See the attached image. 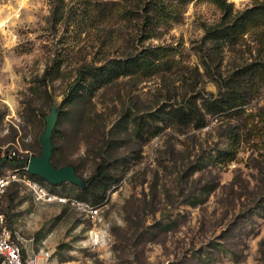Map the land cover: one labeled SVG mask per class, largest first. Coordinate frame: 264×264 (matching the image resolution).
I'll return each instance as SVG.
<instances>
[{
	"label": "rangeland",
	"instance_id": "rangeland-1",
	"mask_svg": "<svg viewBox=\"0 0 264 264\" xmlns=\"http://www.w3.org/2000/svg\"><path fill=\"white\" fill-rule=\"evenodd\" d=\"M228 2L234 12L254 4ZM133 5L0 0V150L38 156L40 135L56 120L52 163L72 167L79 178L58 186L41 181L66 199L60 204H36L12 185L1 209L13 236L45 264H264V207L252 213L264 195V137L257 136L264 126V79L249 81L234 119L202 108L216 94L218 76L235 86L242 68L264 61L261 27L219 51L202 43L204 26L220 17L211 0H192L155 31L141 15L119 14ZM153 46L169 48L173 61L152 75L126 69L128 75L114 80L92 78V92L63 104L85 63L111 67ZM56 65L45 90L38 81ZM183 98L196 101L205 126L159 122ZM233 127L246 135L236 159L224 162L220 153ZM101 163L108 173L91 189L104 194L95 202L81 190ZM8 170L1 166L0 174ZM84 205L98 206V217L89 218Z\"/></svg>",
	"mask_w": 264,
	"mask_h": 264
},
{
	"label": "trees",
	"instance_id": "trees-1",
	"mask_svg": "<svg viewBox=\"0 0 264 264\" xmlns=\"http://www.w3.org/2000/svg\"><path fill=\"white\" fill-rule=\"evenodd\" d=\"M53 1L54 0H50V2ZM191 1L192 0H132L134 4L132 9L119 11V14L122 17H127V15L131 13H134L137 16L141 15L140 17L142 20H144L145 23L148 22L150 28L155 31L160 28L165 21L176 20L177 15L181 12V7L189 4ZM211 1L217 7L220 17L215 23L204 26V34L202 37L203 44L210 42L213 48L222 51L225 46L234 45L250 27H254L255 29L261 27L259 30H261L260 33L263 36L262 44L264 47V0H254L252 7L247 8L242 12H234L233 5L228 2V0ZM118 4V2H112L111 6ZM150 28H148L149 31ZM173 55L174 54L171 50L165 46H153L149 50L137 53L128 59L117 62L114 61L115 65H112L111 67L104 68L101 65L99 66L96 64L95 61L85 63V66H82L77 71L76 77L68 86L63 104H71L72 102L81 99L83 91H85V95L87 92H92L93 89L90 88L91 84L94 82L92 78H95L96 81L114 80L118 76L128 75L129 70L126 69H130L132 74H142L143 72H147L148 75H152L160 66L172 62ZM58 70L59 66L57 65L48 67L42 78L38 81L42 87H45V90L48 88L54 73L58 72ZM141 70H143L142 73L140 72ZM240 73L238 72L237 74L239 79H236L235 77V80H232L235 86L231 85L230 82H226L224 79H220V76H218V79L214 80L217 87L216 94H209V97L203 99L204 102L202 103V108L205 109L207 115H218L222 116V118L234 119L239 112H241L239 110H242V106L246 101L245 97L249 93V89L246 88V85H248L251 80L255 81L256 79H264V61L261 63L248 64L246 67L242 68ZM242 75L243 79L241 78ZM241 82L243 84H241ZM150 117H152V115ZM152 118L153 120L155 118L158 119L159 116L154 115ZM159 119V122L163 121L167 126H189L194 124L195 128L199 129L206 125L204 115L203 113L201 114L200 109L196 105V101L184 98L181 100L180 104L176 103L175 106L166 113L165 117H160ZM257 131L259 132H256L259 141H262L261 139L264 137V126L257 129ZM148 135L150 137L155 136V132H150ZM245 135L244 131L238 127L231 128L228 133L231 142L228 145V148L220 153L222 161L231 162L236 159L241 139ZM260 156L264 158V153L260 154ZM27 157L28 156L25 155L23 159H14L6 162L3 161L2 166L10 165L11 169L17 165H25ZM50 163L53 167L57 168L52 163V160H50ZM107 173V164H98L94 175L84 182L86 188L81 191L91 194L90 196L94 198L95 202L102 201L104 194L99 195L91 193V189L98 182L105 183ZM32 177L39 181H43L38 177ZM252 206V213L260 212L264 207V195L257 201H254Z\"/></svg>",
	"mask_w": 264,
	"mask_h": 264
},
{
	"label": "built area",
	"instance_id": "built-area-1",
	"mask_svg": "<svg viewBox=\"0 0 264 264\" xmlns=\"http://www.w3.org/2000/svg\"><path fill=\"white\" fill-rule=\"evenodd\" d=\"M28 156V155H27ZM16 148L1 151L0 167L2 162L14 159H23ZM27 157L25 165H17L4 174H0V264H39L38 255H29L13 236L8 224L5 213L1 209V204L6 196L8 189L12 186H18L26 191L36 204L66 203V199L50 193L43 183L31 176L27 170ZM83 212L91 219H96L99 215L98 206L82 207ZM42 258V264L45 260Z\"/></svg>",
	"mask_w": 264,
	"mask_h": 264
},
{
	"label": "water",
	"instance_id": "water-1",
	"mask_svg": "<svg viewBox=\"0 0 264 264\" xmlns=\"http://www.w3.org/2000/svg\"><path fill=\"white\" fill-rule=\"evenodd\" d=\"M46 116L45 118H47ZM57 118V116H56ZM56 120L48 123L45 132L40 135L41 152L39 156H30L27 162V170L32 176H36L50 185H59L72 179H79L70 166L55 168L51 165L52 156L51 136Z\"/></svg>",
	"mask_w": 264,
	"mask_h": 264
},
{
	"label": "bare ground",
	"instance_id": "bare-ground-1",
	"mask_svg": "<svg viewBox=\"0 0 264 264\" xmlns=\"http://www.w3.org/2000/svg\"><path fill=\"white\" fill-rule=\"evenodd\" d=\"M40 261H42V258H39Z\"/></svg>",
	"mask_w": 264,
	"mask_h": 264
}]
</instances>
